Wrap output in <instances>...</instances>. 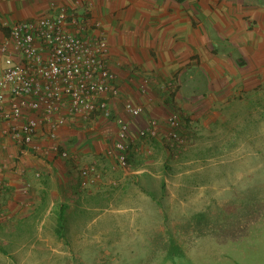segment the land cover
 Wrapping results in <instances>:
<instances>
[{"label":"crops","instance_id":"obj_1","mask_svg":"<svg viewBox=\"0 0 264 264\" xmlns=\"http://www.w3.org/2000/svg\"><path fill=\"white\" fill-rule=\"evenodd\" d=\"M51 1L0 0V21L44 14ZM55 1L71 5L77 0ZM81 1L90 3L92 15L101 21L106 33L109 67L116 73L120 88L110 106L114 116L125 121L129 115L123 110L124 100L143 104L145 111L156 115L162 99L155 89L157 78L153 79L154 88L148 98L132 93L128 81L134 76L120 65L128 61L138 70V82L149 73L168 79V72L182 71L189 64L210 73L227 69L232 72L231 81L244 87L264 84V6L252 8L258 4L252 6L246 0ZM249 19L258 23L254 35L247 32ZM206 28L236 46L246 65L235 68L224 58H217L218 53L212 54L215 43ZM2 66L0 56V70ZM137 122L141 125L142 120ZM114 131L117 132V125L112 118L100 114L89 119L70 116L56 136L60 148L67 150V158L20 148L0 134V179L4 185L0 197V262L8 259L6 248L35 244L65 247V251L52 257L70 264L82 247H116L117 240L107 237L110 229L106 224L111 226L122 211L135 215L165 212L161 199L171 198L163 182L168 173L166 164L156 166L148 160L132 166L128 152L130 171H123L106 153ZM36 142L42 147L48 143L45 139ZM132 147L130 140L128 151ZM90 165L94 166L89 173L91 181L83 186L79 169ZM157 167L161 168L159 196L149 187L153 179L150 168ZM32 230L34 234L28 238ZM102 241L103 245H99ZM100 252L108 253L106 249Z\"/></svg>","mask_w":264,"mask_h":264},{"label":"rangeland","instance_id":"obj_2","mask_svg":"<svg viewBox=\"0 0 264 264\" xmlns=\"http://www.w3.org/2000/svg\"><path fill=\"white\" fill-rule=\"evenodd\" d=\"M245 2L258 4L252 8L264 6V0ZM209 31L206 28L213 42L216 35ZM257 31L258 23L249 19L247 32ZM211 52L235 68L247 62L225 40L217 41ZM120 65L134 76L128 85L137 97L148 98L153 79H158L160 112L151 115L138 103L141 115L127 118L133 144L129 162L166 164L163 182L171 198L161 199L165 212L160 215L122 211L111 226L106 224L107 237L117 240L116 247H82L70 264H264V84L244 87L231 81L227 69L210 73L188 64L182 71L168 72V77L179 79L174 90L165 87L170 77L149 73L141 92L137 68L129 61ZM174 110L183 120L178 144L163 137L166 118ZM151 119L157 121L158 135L138 137ZM115 136L108 140L109 147ZM160 169L150 168L149 187L155 196H159ZM33 234L29 231L27 237ZM103 249L106 255H100ZM6 250L8 259L0 264H66L52 257L66 250L62 246L26 244Z\"/></svg>","mask_w":264,"mask_h":264},{"label":"built area","instance_id":"obj_3","mask_svg":"<svg viewBox=\"0 0 264 264\" xmlns=\"http://www.w3.org/2000/svg\"><path fill=\"white\" fill-rule=\"evenodd\" d=\"M0 134L20 148L34 153L52 152L67 158L66 149L56 142L58 129L68 118L93 115L112 118L116 136L106 153L125 172L130 171L128 122L114 116L110 101L120 94L117 75L109 67L110 46L101 21L92 15L90 3L81 0L63 5L50 2L48 11L27 19L0 21ZM148 76L138 86L146 90ZM178 77L165 82L174 90ZM124 112L137 117L142 107L130 100L122 103ZM183 124L179 111L166 118L165 140L180 143ZM158 125L151 119L138 131L139 137H156ZM48 141L42 147L36 140ZM36 142V143H35ZM3 166L0 165V173ZM90 165L79 169L80 184L91 181ZM4 185L0 182V197Z\"/></svg>","mask_w":264,"mask_h":264},{"label":"trees","instance_id":"obj_4","mask_svg":"<svg viewBox=\"0 0 264 264\" xmlns=\"http://www.w3.org/2000/svg\"><path fill=\"white\" fill-rule=\"evenodd\" d=\"M217 41H223V40H221L218 36H216V37L214 38L213 42L216 43ZM213 50H214V52L217 51L216 49H213ZM239 62L241 63V60H239Z\"/></svg>","mask_w":264,"mask_h":264}]
</instances>
